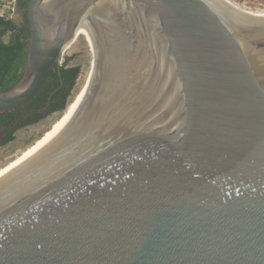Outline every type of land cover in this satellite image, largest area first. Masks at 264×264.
<instances>
[{
    "label": "water",
    "instance_id": "obj_1",
    "mask_svg": "<svg viewBox=\"0 0 264 264\" xmlns=\"http://www.w3.org/2000/svg\"><path fill=\"white\" fill-rule=\"evenodd\" d=\"M204 0H28L32 101L84 18V102L0 178V264H264V19Z\"/></svg>",
    "mask_w": 264,
    "mask_h": 264
},
{
    "label": "trees",
    "instance_id": "obj_2",
    "mask_svg": "<svg viewBox=\"0 0 264 264\" xmlns=\"http://www.w3.org/2000/svg\"><path fill=\"white\" fill-rule=\"evenodd\" d=\"M27 2L28 0H16V8L22 12L24 18V24L21 26L10 19L11 11L0 15V91L16 85L23 73L28 51L26 40L29 37L25 12ZM79 75V67H66L65 63L59 67L54 66L46 83L32 101L15 110L1 112L0 152L15 144L17 132L56 115L46 130L48 132L81 94L80 90L72 100H68ZM66 118L67 115L62 120ZM46 131L37 136L33 143L38 142L47 133Z\"/></svg>",
    "mask_w": 264,
    "mask_h": 264
},
{
    "label": "rangeland",
    "instance_id": "obj_3",
    "mask_svg": "<svg viewBox=\"0 0 264 264\" xmlns=\"http://www.w3.org/2000/svg\"><path fill=\"white\" fill-rule=\"evenodd\" d=\"M216 1L217 2L219 1L221 5L225 7L226 6L231 7L236 11L246 10L250 12H264V0H216ZM9 17L12 21L18 24V20L20 17L19 10L17 8H14L11 11ZM64 63L66 67L80 68V75L76 80L75 86L72 89L71 95L68 98V100L69 101L72 100L80 90H81V94L75 98V101L72 104V106L60 118V120L65 115H67V118L63 119L62 121L59 120L60 123L57 126H55L54 130L50 132L52 129L51 128L48 131L50 133H47V138L51 136L68 119L73 109L82 102L83 98L87 93L86 91L90 85V82L92 81V77L94 76L95 43H94L93 35L87 26L82 28L79 31V33L76 34L74 41L62 53L59 66L63 65ZM54 117H56V115L47 118L44 122L40 124L30 126L26 130L24 129L17 132L16 133L17 140L15 144L13 146H10L9 149H5L0 152V170L6 168L10 163L17 160V158L21 157L27 150H29L34 144L33 141L36 139V137L44 133L48 129Z\"/></svg>",
    "mask_w": 264,
    "mask_h": 264
},
{
    "label": "bare ground",
    "instance_id": "obj_4",
    "mask_svg": "<svg viewBox=\"0 0 264 264\" xmlns=\"http://www.w3.org/2000/svg\"><path fill=\"white\" fill-rule=\"evenodd\" d=\"M208 5H212V6H214V5H217V4H215V3H219L220 4V2L218 1H216V0H204ZM221 5V4H220ZM224 7V6H223ZM236 11V10H235ZM239 13H242V14H244V15H248V16H252V17H258V18H261V19H264V12H250V11H246V10H239L238 11ZM88 27L89 28V30H90V32L92 33V35H93V39H94V43H95V68H94V74H95V71H96V61H97V57H98V47L97 46H99L98 45V40H97V37H96V31L94 30V27L92 26V24H91V22H90V20L88 19V18H84L82 21H81V23H80V25H79V27H78V29H77V31H76V34L77 33H79V31L82 29V28H84V27ZM76 34H75V36H76ZM75 38V37H74ZM74 41V39L72 40V42ZM72 42H70L67 46H66V48L72 43ZM65 48V49H66ZM65 49H64V51H65ZM93 78V77H92ZM90 86H91V82H90V85H89V87H88V89H87V93H88V91H89V88H90ZM87 93H86V95H85V97L87 96ZM85 97L83 98V100H82V102L77 106V107H75L74 109H73V111L71 112V114H70V116L68 117V119L51 135V136H49L48 138H47V133H50V132H52L53 130H54V128H55V126H57L59 123H60V121L62 120H60V121H58L57 122V124H55L53 127H52V129H51V131L50 132H47L38 142H36L29 150H27L21 157H19V158H17V160H15L14 162H12V163H10L6 168H4V169H2V170H0V178L2 177V176H4L7 172H9L13 167H15L19 162H21L26 156H28L32 151H34L38 146H40L42 143H44L45 141H47L49 138H51L54 134H56L62 127H63V125L71 118V116L76 112V110L81 106V104L84 102V99H85ZM47 138V139H46ZM46 139V140H45ZM42 142V143H41Z\"/></svg>",
    "mask_w": 264,
    "mask_h": 264
},
{
    "label": "built area",
    "instance_id": "obj_5",
    "mask_svg": "<svg viewBox=\"0 0 264 264\" xmlns=\"http://www.w3.org/2000/svg\"><path fill=\"white\" fill-rule=\"evenodd\" d=\"M16 8V0H0V15Z\"/></svg>",
    "mask_w": 264,
    "mask_h": 264
},
{
    "label": "flooded vegetation",
    "instance_id": "obj_6",
    "mask_svg": "<svg viewBox=\"0 0 264 264\" xmlns=\"http://www.w3.org/2000/svg\"><path fill=\"white\" fill-rule=\"evenodd\" d=\"M19 20H18V24L19 26H21L22 24H24V18H23V15H22V12L19 10Z\"/></svg>",
    "mask_w": 264,
    "mask_h": 264
}]
</instances>
